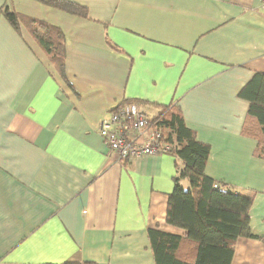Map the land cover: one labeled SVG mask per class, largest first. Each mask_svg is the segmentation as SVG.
I'll return each instance as SVG.
<instances>
[{"label": "crops", "instance_id": "crops-1", "mask_svg": "<svg viewBox=\"0 0 264 264\" xmlns=\"http://www.w3.org/2000/svg\"><path fill=\"white\" fill-rule=\"evenodd\" d=\"M47 1L0 0V264H156L148 230L185 233L165 220L176 159L117 160L99 135L120 103L181 108L204 173L252 200L257 238L238 236L231 264H264V160L239 95L264 72L259 0H66L87 17ZM5 11L61 29L64 78Z\"/></svg>", "mask_w": 264, "mask_h": 264}, {"label": "trees", "instance_id": "trees-1", "mask_svg": "<svg viewBox=\"0 0 264 264\" xmlns=\"http://www.w3.org/2000/svg\"><path fill=\"white\" fill-rule=\"evenodd\" d=\"M47 3L72 14L88 15L86 7L71 1L48 0ZM4 14L14 27L22 23L27 28L64 78L65 45L61 29L15 12ZM239 95L248 101L242 134L255 139L253 155L264 160V72L255 71ZM148 126L160 132V141L167 146L166 153L176 159L178 169L173 190L168 194L165 220L185 230L182 236L148 230L156 264H231L234 240L238 236L257 238L248 225L251 198L232 191L223 182L213 187L214 180L204 173L209 146L186 126L178 105L161 106L155 116L148 118Z\"/></svg>", "mask_w": 264, "mask_h": 264}, {"label": "built area", "instance_id": "built-area-1", "mask_svg": "<svg viewBox=\"0 0 264 264\" xmlns=\"http://www.w3.org/2000/svg\"><path fill=\"white\" fill-rule=\"evenodd\" d=\"M259 7L264 14V0H259ZM98 133L117 160L163 154L168 149L160 141V132L148 126L147 116L134 103L112 107L108 116L100 121ZM219 185V182H213V187Z\"/></svg>", "mask_w": 264, "mask_h": 264}]
</instances>
